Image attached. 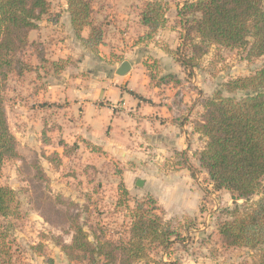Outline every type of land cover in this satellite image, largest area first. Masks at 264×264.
I'll use <instances>...</instances> for the list:
<instances>
[{"label": "rangeland", "instance_id": "rangeland-1", "mask_svg": "<svg viewBox=\"0 0 264 264\" xmlns=\"http://www.w3.org/2000/svg\"><path fill=\"white\" fill-rule=\"evenodd\" d=\"M153 1H160L162 19L160 28L150 33L139 27L137 20L146 4ZM196 1L92 0V23L102 30L103 42L107 44L88 50L75 32L68 30L65 2L49 0L50 10L39 24L42 34L32 42L28 36L30 45L17 56L16 69L10 74L5 91L8 123L18 143V157L5 161L0 180L12 196V213L5 218L0 216V246L7 252L6 264H124L121 255L111 261L94 254V249L86 254L66 250L64 246H72L78 228L91 248L108 242L117 245L128 242L130 213L138 204L146 208L156 205L163 222L179 236L172 239L168 248L150 247L147 257L127 264L255 261L257 251L223 245L219 225L226 219L225 211L234 207V200L230 192L214 187L205 170L191 171L193 183L202 193L198 214H175L178 210L168 207L165 200L160 203L148 192L151 189L137 187L135 175L125 176L120 159L81 137L69 135L64 126L68 113L58 103V89L80 88V84L70 85L68 81L71 78L76 81V74L95 81L111 75L109 66L125 58L119 54L125 35L130 36L133 45H145L137 49V54L144 57L151 85L183 86L195 131L202 123L206 103L218 93L237 99L244 97V92L230 93L227 84L264 68V57L248 60L244 49L200 44L198 39L194 41L201 53L196 52L185 41V26L191 17L180 15L184 5ZM125 12H131L129 18H133L131 31L124 29ZM89 31L85 29L82 36L87 37ZM106 46L110 48L105 49ZM180 58L195 59L198 65L183 67ZM173 64L178 66L186 83L169 74ZM180 91L176 93V103ZM200 140L203 150L207 139L204 143L201 135ZM262 195L264 180L262 190L251 202ZM106 251L109 253L110 249Z\"/></svg>", "mask_w": 264, "mask_h": 264}, {"label": "trees", "instance_id": "trees-1", "mask_svg": "<svg viewBox=\"0 0 264 264\" xmlns=\"http://www.w3.org/2000/svg\"><path fill=\"white\" fill-rule=\"evenodd\" d=\"M64 1L78 40L88 50L92 46L97 49L103 44V32L92 23V0ZM49 10V0H0V180L5 161L18 157L17 139L8 123L6 85L16 69L17 56L30 45V32L39 29ZM180 15L191 17L186 22L185 41L199 54L201 48L195 39L200 44L244 49L248 60L264 57V0H197L184 5ZM161 19L160 1L148 2L139 14L141 26L150 33L160 28ZM86 28L91 29L88 39L82 37ZM179 61L183 67L198 65L195 59ZM227 87L230 93L246 94L237 99L218 93L206 103L197 132L207 143L196 157L214 187L230 192L234 200V207L225 211L226 219L219 225L223 245L257 251L252 264H264V195L251 202L262 190L264 180V68L250 77L230 81ZM11 201L10 190L0 183L1 217L12 213ZM239 201L244 204H238ZM157 212L156 205L146 208L144 204L131 210L128 242H108L91 248L78 228L72 246L64 249L86 254L94 249V254L111 261L121 255L124 264L143 259L150 247L166 249L179 236ZM6 258V250L0 246V264H6Z\"/></svg>", "mask_w": 264, "mask_h": 264}, {"label": "crops", "instance_id": "crops-1", "mask_svg": "<svg viewBox=\"0 0 264 264\" xmlns=\"http://www.w3.org/2000/svg\"><path fill=\"white\" fill-rule=\"evenodd\" d=\"M64 12L68 17V30L74 31L66 4ZM130 13H124L127 20L123 24L124 29L129 31L133 29ZM137 21L138 26L142 27L139 17ZM86 29L90 31L87 37L82 36L84 39H88L91 32L90 28ZM42 31L39 28L30 32V41L40 36ZM124 37L119 54H124L125 58L109 66L108 74L111 75L95 81L76 74V81L72 78L68 81L70 85L80 84L79 89H58V103H62L64 106L61 110L68 113L65 130L69 135L81 137L101 147L108 155L120 159L124 165V175H135V185L142 180L145 189H151L148 192L160 203L165 200L168 207L178 210L175 214L197 215L202 193L193 183L191 171L201 169L194 156V153L202 150L201 135L192 127V115L183 86L151 85L144 57L137 54V49L145 45H133L129 35ZM104 44L107 41L100 46ZM133 46L135 53L132 57L130 48ZM110 58L111 55H108L109 61ZM125 61L130 62L131 70L120 77L116 71ZM177 67L173 64L169 74L184 84L186 81ZM57 83L61 86L64 84L61 81ZM179 91L180 97L176 103L174 99Z\"/></svg>", "mask_w": 264, "mask_h": 264}, {"label": "water", "instance_id": "water-1", "mask_svg": "<svg viewBox=\"0 0 264 264\" xmlns=\"http://www.w3.org/2000/svg\"><path fill=\"white\" fill-rule=\"evenodd\" d=\"M131 70V64L128 61H125L121 64V66L119 67V69L116 71V75L120 76V77H124L126 76ZM136 186L139 188H143L144 187V182L142 180H138L136 183Z\"/></svg>", "mask_w": 264, "mask_h": 264}]
</instances>
